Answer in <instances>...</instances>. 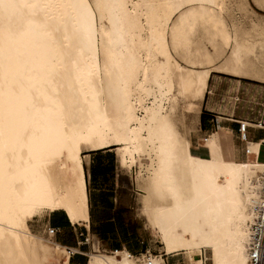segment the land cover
Masks as SVG:
<instances>
[{
  "label": "bare ground",
  "instance_id": "obj_1",
  "mask_svg": "<svg viewBox=\"0 0 264 264\" xmlns=\"http://www.w3.org/2000/svg\"><path fill=\"white\" fill-rule=\"evenodd\" d=\"M148 4L0 0V252L9 263L71 264L70 251L59 259L29 232L26 211L43 195L50 171L67 167L80 141L97 130L146 173L139 182L143 215L162 243V253L148 251L153 257L181 252L183 264H208L210 250L212 264H248L262 194V143L246 140L244 160L229 161L212 133L204 138L207 156L194 153L182 102L198 111L221 67L262 78L255 31L234 18L227 23L219 0ZM161 16L164 27L157 24ZM172 21L183 27L172 29ZM22 33L43 38L50 59L36 63L26 46H14ZM220 33L231 51L215 63L218 55L206 45L208 35ZM186 38L201 41L187 48ZM35 55H43L40 47ZM139 256L90 252L86 264H139Z\"/></svg>",
  "mask_w": 264,
  "mask_h": 264
},
{
  "label": "rangeland",
  "instance_id": "obj_2",
  "mask_svg": "<svg viewBox=\"0 0 264 264\" xmlns=\"http://www.w3.org/2000/svg\"><path fill=\"white\" fill-rule=\"evenodd\" d=\"M157 1L158 0H152V2L150 3V0H147V4L149 3V4H154L156 6H161L164 2V0L162 1L159 0L158 2ZM219 2L221 3L220 7L222 6L221 8H223L222 16L227 21V23L229 22L231 23V18H234L235 20L242 21L247 27L255 31L254 38L256 39L257 42V50L255 56L258 58L260 63L264 65V36H263L264 35V0H219ZM156 3H158L159 5ZM174 18H176V15H173V19ZM157 24L160 27H164L165 19L161 16L160 18L157 19ZM170 27L174 30H179L180 28L183 27V25L176 24L172 21ZM209 29L212 33L215 32L214 30L215 28H213V26L212 28L211 26H209ZM5 38L8 41L12 40L10 38V35L5 36ZM208 38H209L208 42H210L213 38H215L213 39L215 40V48L213 47V43L207 42L206 46L211 54L218 55L216 57L215 63H219L220 59H218V57L220 58L230 53L231 51L230 45L226 43L222 33L217 34L215 37L212 34L208 35ZM186 40L189 41L187 42L189 45L186 43L187 48H190L189 46H191V48L195 47L199 43V41H201V40L191 41L190 39L188 40V38H186ZM183 41L185 42V40ZM12 43L16 47L26 46L28 50L27 51L28 58L32 59L36 63L43 64L44 62L50 59L48 43L43 38H41L36 34L22 33L18 36V38L12 41ZM201 45H203V42H201ZM37 47H40L42 49L43 55L41 57H37L35 55V49ZM175 57L177 56L175 55ZM21 63L23 62L19 58L18 64ZM221 71L228 73V70H226L225 67H221ZM225 76L230 78H235L230 75H225ZM239 77H243V76H239ZM252 78H256V77H252ZM257 79H251V78L243 79L244 81L249 82V84H245L246 86H251V88H249L248 90L246 89V94L248 97L250 95L264 97V76L262 78H257ZM238 84L239 83L234 80L218 79L215 77L213 80L210 81V88L213 89V93L207 94V98H206V100H208L207 107L209 109L214 110V113H217V115L224 116L227 118H232V116L239 117V115H241L242 116L241 118L246 117V119H248L249 121L251 119H256L258 115V109L254 108L252 103H250L247 99L241 97V95H239L238 98L237 97L238 95L235 94V91L238 88ZM241 91H242V86L240 87V93ZM201 104H199L198 106L199 110L195 112L193 104H191L187 100L184 101V103L182 102L183 105L182 115L184 116L185 121H187L188 125L190 124L189 126L194 128L192 130V141H193L192 151L194 153L206 154L207 148L203 146L204 144L203 139L204 137L208 136L211 132L217 130L218 127L208 132L201 130L199 124ZM233 109H235V115L230 114L232 113ZM221 112H225V113H221ZM227 118L222 119V121H226V122L221 123V126H229L228 123H231V121L228 120ZM257 132L263 133L264 130L259 128H252L250 130V134L248 135V138H252V136H254V134ZM221 133L223 135L224 141L233 147V152L235 157L239 160H243L246 155V146H247L246 141L242 140L240 135L236 131H231V126L227 129L222 130ZM259 136H260L259 134L256 135V138H258ZM108 145H116V144H114L113 142L106 143L103 140L99 139L97 137V130L91 131V134H89L87 138L80 141V148H81L80 151L82 150V154L86 156V158L82 160V165H83L84 185L86 181V188H87L88 208H89V193H88L89 188H90V193H93L92 179H90V184L89 185L87 184V180L89 179V172H90L88 168L90 162L89 154H91L92 152L89 149L102 148ZM116 147H119L121 154L126 159L123 151L124 150L123 147L121 145H118ZM112 151L108 149H102L99 150L98 152H93L95 154H91L92 157L91 160H93L94 163H99V164L105 163L106 167H108V164L110 165L112 162L114 163V165H117L118 171H116L115 176H113L112 174L109 175V178L111 177V182H106L107 186L104 185V182H102V180L100 182L103 188L105 187L108 189H112V191L107 193L112 197L109 199V201H112L111 205L113 207L115 206V209L111 211V209H106V208H110V202L107 205L101 202L100 218L102 219L114 218V220L110 222H101V223L94 221V224L91 227L90 231H86L84 236H80V235L78 236V234L81 231L84 232L85 230V226L79 224H75L77 226V230H76L77 236L74 234V232L65 229H61V231L54 236L55 238H51L53 236L49 235L48 230L46 229L45 231L46 236L48 239L57 242L60 240L61 236H65L70 240L76 238L79 241H83L80 245L77 244V247L71 250L76 251L75 252L76 254H80L79 251L85 253L87 255V261L89 260L90 252L101 251L106 254H111L115 249L130 251L133 254V256H136V258H138V256L141 253L145 252L146 249L150 250L153 254L162 253V243L160 240V236L156 231L151 230L146 226L145 223L146 218L143 215L142 193L139 182L145 180L146 173L142 172L140 174L138 166L137 165L130 166L127 160L126 162L129 168L123 165L121 161L119 163L120 155L118 151L117 154L116 152H112ZM118 156H119V160H118ZM260 160L264 161V146L262 147ZM102 167L103 166H101V168ZM108 169L105 168V171L101 170L100 173L101 179H104V177H108L106 175L107 172L110 174L109 172L110 170L108 171ZM91 205L92 206L94 205L92 199H91ZM49 213L50 212L45 211L43 213L44 216L41 219L37 218L36 215L31 216L28 223L32 233L34 234L43 233L45 224L49 218L48 215ZM49 246L57 250L56 252L58 254L59 259H61L69 251L68 249H66L67 248L66 246L65 249H57L55 248L54 245H49ZM20 251L21 252L23 251L21 244H20ZM206 254L209 258L207 263L212 264L211 251L208 250ZM177 259L181 261H185L181 252L169 255L170 262L175 261ZM4 261L7 264H14V263H9L2 256V253L0 252V264H4ZM70 263L76 264L73 262V259L70 260ZM44 264H47V262H45Z\"/></svg>",
  "mask_w": 264,
  "mask_h": 264
},
{
  "label": "crops",
  "instance_id": "obj_3",
  "mask_svg": "<svg viewBox=\"0 0 264 264\" xmlns=\"http://www.w3.org/2000/svg\"><path fill=\"white\" fill-rule=\"evenodd\" d=\"M225 75H230L235 78H230ZM215 77L218 79H230V80L237 81L239 84H238L237 90L235 91V94L238 95L237 96L238 98H239V95H241V97H243L244 99H247L250 103H252L254 108L258 109L257 118L251 119L250 121L246 119V117L241 118L242 117L241 115H239V117L232 116V118H227L224 116H219L217 115V113H214V110L209 109L207 107L208 100H206V98H207L208 93H213V89L210 88V81L213 80ZM244 78L257 79V78H252V77H239L237 75H232V74H228L225 72H213L209 78L208 91L201 104L202 110L200 108V116H199L200 123L199 124H200L201 130L208 132L218 127L217 130L211 132L210 134L216 133L218 135L223 157L229 161H241V160L235 157L234 152H233V147L224 141L223 135L221 133L222 130L227 129L231 126V131H236L238 133V127H239L238 121L247 120L249 122H252V121L257 120L260 117L261 112H262L261 104L264 103V97L262 96H259V97L255 95H250L249 97L247 96L246 89L248 90L249 88H251V86L245 85V84H249V82L244 81L243 80ZM257 80H260V79H257ZM241 86H242V91L240 93ZM221 113H225V112H221ZM230 114L235 115V109H233L232 113ZM223 118H227L228 120L231 121V123H228L229 126H221V123L226 122V121H222ZM258 134L260 136L256 138V135ZM262 139H264V132L263 133L257 132L254 134V136H252V138L247 137L246 140L247 142L252 141V140L253 142H261ZM116 146L118 145H108L102 148L89 149V150L90 151H98L102 149H108L110 151L115 150L112 152H116V154L118 151L120 155V160L118 156L119 163L121 161L123 165L129 168L127 165L126 159L121 154L119 147H116ZM91 154H95V153H91ZM91 154H89L90 162H89L88 168L90 172H89V179L87 180V184L89 185L90 179H92L93 193H90V188H89L88 190L89 208H88L86 181L84 185V180H83V165H82V160L86 158V156L82 154V150H81L76 155H74L73 158H71L72 162L69 165H67V167H64V168L58 167L50 171L43 195L38 201L31 203L29 206V209L26 211V221H27L28 230L32 235L45 239V241L41 244L54 245L55 248L57 249H65L66 247H67L66 249L68 248L73 249L77 247V244L80 245L83 241H79L76 238L73 240H70L69 238H66L65 236H61L58 242L54 240H50L46 236V232H45L46 229L49 230L50 226H52V227L58 228L59 232L61 231V229L70 230L74 232V234L77 236V231H76L77 226L75 224H79V225L85 226V230L84 232L81 231L78 234V236L79 235L84 236L86 231H90L91 227L94 224V221L101 223V222H110L114 220V218H103V219L100 218L101 217V211H100L101 202H103L106 205L109 204L110 202V208H106V207L105 208L111 209V211L115 209V206L113 207L111 205L112 201H109V199L112 197L107 193V192L112 191V189H108L105 187L103 188L100 182L102 180V182H104V185L107 186L106 182H111V177L109 178V175L112 174L113 176H115L116 171H118L117 165H114V163L112 162L110 165L108 164V167H106L105 163H101V164L94 163V161L91 160L92 158ZM197 154L207 156V152L206 154H201V153H197ZM101 166L103 167L101 168ZM105 168L107 169L109 168L108 171L110 170L109 171L110 174L107 172L106 175L108 177H104V179H101V174H100L101 170L105 171ZM91 199L94 203L93 206L91 205ZM45 211H48L50 213L48 214L49 218L45 224L43 233L42 234L32 233L29 228V223H28L31 216L36 215L37 218L41 219L44 216L43 213ZM81 233H83V235H81ZM51 238H55V237L53 236ZM47 251L48 249L42 247L41 249L42 254L47 253ZM55 251L57 250L55 249ZM79 253L80 254L74 253L76 255L71 254L70 260L73 259V262L76 264H86L87 255L83 253L82 251H79Z\"/></svg>",
  "mask_w": 264,
  "mask_h": 264
},
{
  "label": "built area",
  "instance_id": "obj_4",
  "mask_svg": "<svg viewBox=\"0 0 264 264\" xmlns=\"http://www.w3.org/2000/svg\"><path fill=\"white\" fill-rule=\"evenodd\" d=\"M262 112L260 117L252 122L247 120H239L238 124V134L241 139L246 141L248 135L250 134V129L259 128L264 130V103L261 104ZM260 156L262 152V147L264 146V139H262ZM262 178V194L260 201L257 203V215L255 217V221L252 225V240L249 246V260L248 264H264V164L261 171ZM51 232L55 235L59 232V229L56 227H52ZM83 235V233H81ZM71 254H74L76 251H72V248H68ZM146 249L145 254L139 260V264H183V261L177 259L175 261L170 262L168 257L164 256L163 259L158 260L153 257ZM173 257V256H172Z\"/></svg>",
  "mask_w": 264,
  "mask_h": 264
},
{
  "label": "trees",
  "instance_id": "obj_5",
  "mask_svg": "<svg viewBox=\"0 0 264 264\" xmlns=\"http://www.w3.org/2000/svg\"><path fill=\"white\" fill-rule=\"evenodd\" d=\"M99 151V150H98ZM98 151H92L91 153H93V152H98Z\"/></svg>",
  "mask_w": 264,
  "mask_h": 264
}]
</instances>
